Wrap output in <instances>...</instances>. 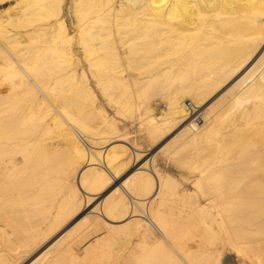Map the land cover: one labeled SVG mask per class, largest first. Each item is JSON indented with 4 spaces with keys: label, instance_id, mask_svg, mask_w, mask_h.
I'll return each instance as SVG.
<instances>
[{
    "label": "bare ground",
    "instance_id": "bare-ground-1",
    "mask_svg": "<svg viewBox=\"0 0 264 264\" xmlns=\"http://www.w3.org/2000/svg\"><path fill=\"white\" fill-rule=\"evenodd\" d=\"M0 264H264V0L1 10Z\"/></svg>",
    "mask_w": 264,
    "mask_h": 264
},
{
    "label": "rangeland",
    "instance_id": "rangeland-1",
    "mask_svg": "<svg viewBox=\"0 0 264 264\" xmlns=\"http://www.w3.org/2000/svg\"><path fill=\"white\" fill-rule=\"evenodd\" d=\"M17 2V0H7L5 3H0V11L9 7L10 5H12L13 3ZM65 19L69 24V17L67 15H65ZM232 82L228 83L227 85H225L222 89H220L219 91H216L215 93H213V95H211L209 97V99L207 100L206 103V107L211 106L221 95V93H223L225 90H227V88H229L231 86ZM158 102V100H156ZM158 106V110L159 108L161 109V103L157 104ZM110 111V109H108ZM177 131V129L165 136H163V140L160 138L155 147H152L151 150L149 151L150 153L148 155H146V157L142 158L140 161L136 162V163H132L133 165H131L129 168H127V170L123 173H121L120 175H118L116 178H114L108 185H106L104 187V189H102V191L99 192L97 197L92 198L90 201H88L80 211H78L77 213H75L74 217L68 221V223L63 227L62 231L59 233V235L65 231L68 228H71L73 226H77L79 225L85 218H87L90 214H92L93 212H95L97 210V208L100 206V204L102 202H104L107 198H109L110 196H113L116 192L117 189L120 187H122V185L129 180V178H133L132 176L137 174L141 168V166H143V164L147 161V159L149 158L150 154H158L159 148H161L160 146H163L167 141L171 140V138L174 136L175 132ZM173 133V134H172ZM170 136V137H169ZM166 137V138H165ZM161 142V144L159 145V143ZM154 152V153H153ZM169 168H167L174 176H179V171L173 167L168 166ZM188 187L189 184L188 182H183V186ZM105 234V230L101 229L99 231V233L97 232L96 235L98 236H102ZM58 235V236H59ZM95 235V236H96ZM57 237V236H56ZM56 237L52 238L50 241H48V243L46 245H44L36 254H34L32 256V258H34L41 250H43L49 243H51ZM90 239V238H89ZM94 239V238H93ZM93 239H90L91 241ZM89 240V241H90ZM88 242V241H87ZM88 243H86L85 245H82L81 248H84Z\"/></svg>",
    "mask_w": 264,
    "mask_h": 264
}]
</instances>
